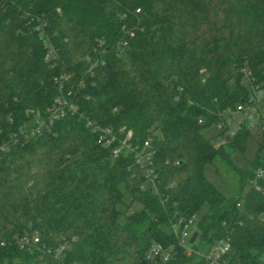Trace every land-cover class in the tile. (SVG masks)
Wrapping results in <instances>:
<instances>
[{
	"label": "trees",
	"instance_id": "obj_1",
	"mask_svg": "<svg viewBox=\"0 0 264 264\" xmlns=\"http://www.w3.org/2000/svg\"><path fill=\"white\" fill-rule=\"evenodd\" d=\"M101 51L86 78L85 58ZM60 76L82 118L24 139L28 111L51 103ZM249 85L264 88V0H0V264H204L180 249L143 260L151 242H173L174 216L196 215L201 245L228 241L223 264H264V141L243 171L230 157L248 129L225 125ZM85 120L123 127L137 149L148 141L151 166L112 157ZM210 126L217 146L202 136ZM214 160L234 197L204 177ZM32 235L40 248L70 244L54 258L14 242Z\"/></svg>",
	"mask_w": 264,
	"mask_h": 264
},
{
	"label": "built area",
	"instance_id": "obj_2",
	"mask_svg": "<svg viewBox=\"0 0 264 264\" xmlns=\"http://www.w3.org/2000/svg\"><path fill=\"white\" fill-rule=\"evenodd\" d=\"M126 43H121L119 49L125 47ZM101 46V43L98 44ZM52 50L50 49L49 52ZM104 51L96 54L94 58L87 57L85 61L87 63V68L84 71V76L86 78H91L93 76L94 68L102 63L101 56ZM247 82H250L248 74H245ZM67 81V76H60L55 79L57 87V95L53 98L51 103L43 111H28V114L32 115L29 122L23 125L20 129L22 134L21 137L26 139L29 136L38 135L43 130L47 129L54 121L63 118L67 115H75L78 118H82L81 113L78 111L76 103L73 101L72 87L68 90H64L63 84ZM84 86L82 80H80L76 88H82ZM250 94L246 98L244 103L238 104L233 112H226L227 117L231 116L233 113H241L247 119L251 117H256L261 126V138L264 139V110L259 109L258 105L261 102V98L264 94V88H258L256 86L249 85ZM176 100V97L173 98ZM262 112V114L260 113ZM200 123V121H198ZM84 126L92 132L95 137V143L104 149H108L112 157H117L119 154L131 153L133 155L134 164L138 165L139 168H145L151 166V160L153 157V150L148 141L142 143V145L137 149L131 143V133L125 130L123 127L112 129L110 127H100L94 122L85 120ZM218 127V126H217ZM238 128V127H237ZM264 141V140H263ZM148 179L152 183L151 168L146 169ZM260 175V172L256 174V177ZM194 228V218L192 217H182L174 216L172 221L169 223V230L173 237V242L168 245H161L156 242H151L145 253L144 261L148 262H158L165 263L169 261L175 255V249L182 250L185 255H195L198 259L204 260V264H223V257L229 250V243L227 240H218L214 242L211 246L205 247L203 250L199 251L193 247L187 246L186 242L189 240ZM15 244L18 248H27L29 246H36V250H39V239L36 235L32 236H22L15 238ZM70 242L65 238H57L55 247L48 248L43 245L40 251L48 256L57 258L60 256L63 250L69 246ZM188 245H191L188 243Z\"/></svg>",
	"mask_w": 264,
	"mask_h": 264
},
{
	"label": "rangeland",
	"instance_id": "obj_3",
	"mask_svg": "<svg viewBox=\"0 0 264 264\" xmlns=\"http://www.w3.org/2000/svg\"><path fill=\"white\" fill-rule=\"evenodd\" d=\"M258 105L259 109L264 108V94ZM262 114V112L260 111ZM245 125L248 129V135L245 140V146L243 152H234L231 154L232 162L241 170L247 171L250 166L249 163L254 159L255 152L259 147L261 138V126L256 117L247 119L241 113H233L230 117H227L225 125L227 127V134L233 133L239 125ZM202 136L211 140L213 146H217L221 143L222 139L217 136V127L210 126L202 131ZM264 140V139H263ZM203 175L207 181L225 198H232L237 194L236 183L233 178V174L228 167L221 162L214 160L210 164H206L203 168ZM247 186L243 188L242 195L245 193ZM198 216H194L196 220ZM188 242V240L186 241ZM198 239L191 245L187 246L198 249L199 251L205 248L204 245H199Z\"/></svg>",
	"mask_w": 264,
	"mask_h": 264
},
{
	"label": "water",
	"instance_id": "obj_4",
	"mask_svg": "<svg viewBox=\"0 0 264 264\" xmlns=\"http://www.w3.org/2000/svg\"><path fill=\"white\" fill-rule=\"evenodd\" d=\"M225 140H227V136L224 137ZM197 237V233L196 232H193L188 240V243L189 244H192L194 242V240L196 239ZM141 264H143V262H141Z\"/></svg>",
	"mask_w": 264,
	"mask_h": 264
}]
</instances>
